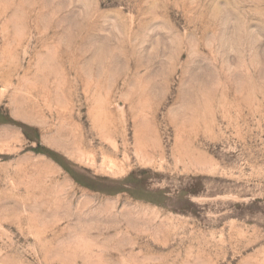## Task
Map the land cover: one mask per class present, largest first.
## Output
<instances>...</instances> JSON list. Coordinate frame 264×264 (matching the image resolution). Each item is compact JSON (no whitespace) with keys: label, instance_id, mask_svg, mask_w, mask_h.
<instances>
[{"label":"rangeland","instance_id":"1","mask_svg":"<svg viewBox=\"0 0 264 264\" xmlns=\"http://www.w3.org/2000/svg\"><path fill=\"white\" fill-rule=\"evenodd\" d=\"M0 264H264V0H0Z\"/></svg>","mask_w":264,"mask_h":264}]
</instances>
